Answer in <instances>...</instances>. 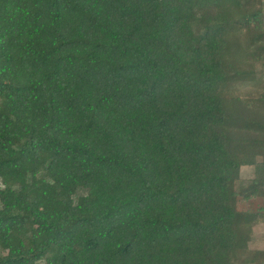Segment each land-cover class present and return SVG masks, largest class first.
Returning a JSON list of instances; mask_svg holds the SVG:
<instances>
[{
    "label": "trees",
    "instance_id": "obj_1",
    "mask_svg": "<svg viewBox=\"0 0 264 264\" xmlns=\"http://www.w3.org/2000/svg\"><path fill=\"white\" fill-rule=\"evenodd\" d=\"M261 220L264 0H0V264H260Z\"/></svg>",
    "mask_w": 264,
    "mask_h": 264
},
{
    "label": "rangeland",
    "instance_id": "obj_2",
    "mask_svg": "<svg viewBox=\"0 0 264 264\" xmlns=\"http://www.w3.org/2000/svg\"><path fill=\"white\" fill-rule=\"evenodd\" d=\"M243 172L247 174L249 171L244 169ZM252 228L253 237L250 243V249L264 253V220L256 222ZM260 264H264V256L261 257Z\"/></svg>",
    "mask_w": 264,
    "mask_h": 264
}]
</instances>
